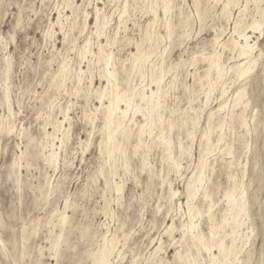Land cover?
<instances>
[{
	"label": "rangeland",
	"instance_id": "obj_1",
	"mask_svg": "<svg viewBox=\"0 0 264 264\" xmlns=\"http://www.w3.org/2000/svg\"><path fill=\"white\" fill-rule=\"evenodd\" d=\"M227 1L0 0V264H94L103 235L119 239L110 264L177 262V250L185 253L188 248L189 241L181 243L182 223L189 222L187 184L197 171L206 132L215 146L192 203L203 211L208 208L209 200L202 198L206 187L212 194L213 223L219 224L224 215L230 216L225 194L238 181L246 192L248 215L236 233H231L230 220L217 236L224 235L226 245L238 252L235 264H264V26L262 32L249 31L257 41L256 55L262 53L252 72L244 78L227 72L209 86L207 57L219 52L227 67L238 62L223 43L230 39L239 10L245 8L243 26L260 18L255 0H238L230 16L223 14ZM96 16L105 19L99 32ZM103 52L113 54L121 91L146 89L151 94L156 89L152 72L166 71L162 105L153 116L156 125L150 126V106L136 97L140 111L131 107L114 149L108 144L112 153L105 130L111 94L98 97L107 85ZM212 76L216 80L215 72ZM244 86L250 96L246 125L241 123L243 105L233 107ZM222 102L228 106L209 121ZM159 113L162 121L157 120ZM62 120L57 131L56 122ZM46 131L58 137V162L53 165L45 160ZM115 182L123 184L122 192L116 191ZM64 212L68 217L63 225ZM195 219L211 237L207 214ZM172 223L176 228L171 235L166 231ZM191 252L198 250L192 247ZM197 257L200 264L211 262L204 250ZM181 261L177 264H189Z\"/></svg>",
	"mask_w": 264,
	"mask_h": 264
},
{
	"label": "bare ground",
	"instance_id": "obj_2",
	"mask_svg": "<svg viewBox=\"0 0 264 264\" xmlns=\"http://www.w3.org/2000/svg\"><path fill=\"white\" fill-rule=\"evenodd\" d=\"M68 1V0H67ZM75 1V0H74ZM111 1V0H110ZM186 1V0H184ZM237 1L238 0H228L226 2V4L224 5L223 8V14H226L230 16L231 14V6L237 5ZM247 1V0H246ZM261 0H255L256 4H257V9H259V13H260V18H256L254 17L253 21L250 24H247L245 26L242 25V21H241V17L243 15L244 9H240L239 10V18L236 20L235 25H234V29L231 32V36L230 39L227 40L226 43H223L224 48H228L234 55L235 58H237L238 62L236 64H232L231 66L227 67L226 63L222 60V55L219 52H214L213 54H211L209 57H207V59L209 60V68H207V75H206V80H208V85L209 86H215L218 81H220V79L227 73V72H232L235 73L237 75L238 78H244L246 76H248V74L250 72H252V70L255 68V66L257 65V62L259 60V58L261 57L262 53L259 51V54L256 55L255 49L257 47V41H252V34L249 33L250 29L255 31H259L262 32L263 31V26H264V6L261 7L259 4L262 2H260ZM157 2V1H156ZM163 2V0H162ZM173 2V1H172ZM239 2V1H238ZM241 2V1H240ZM71 3V2H69ZM151 3V2H150ZM73 4V2H72ZM105 4V3H104ZM107 4V3H106ZM179 4V3H178ZM247 4V3H246ZM66 5V3H65ZM70 5V4H69ZM165 5V4H164ZM209 5V4H208ZM78 6V5H77ZM128 6V3H127ZM126 6V7H127ZM158 6V5H157ZM238 6V5H237ZM240 6V3H239ZM123 7V6H122ZM172 7V6H171ZM246 7V6H245ZM151 8V7H150ZM182 8V7H181ZM196 8V7H195ZM66 9V8H65ZM71 9V8H70ZM127 9V8H126ZM125 9V11H126ZM164 9V8H163ZM175 9V8H174ZM178 9V8H177ZM109 10V9H108ZM170 10V4L166 3L165 6V13H168ZM179 10V9H178ZM200 10V9H199ZM249 10V9H248ZM124 11V12H125ZM155 11V10H153ZM207 11V10H206ZM157 12V11H156ZM200 12V11H199ZM198 12V15H199ZM205 12V10H204ZM126 13V12H125ZM144 13V12H143ZM171 13V12H170ZM188 13V12H187ZM88 14V13H87ZM98 14V13H97ZM112 14V13H111ZM205 14V13H204ZM222 14V15H223ZM155 15V14H154ZM158 15V13H157ZM203 15V14H202ZM86 16V15H85ZM99 16V15H98ZM96 16V27H97V31H100V26H101V21L104 19L102 18V20L100 21V17ZM102 16V15H101ZM104 16V15H103ZM120 16V15H119ZM156 16V15H155ZM90 17V16H89ZM88 17V18H89ZM109 18V16H106ZM200 17V15H199ZM232 17V16H231ZM166 18V17H165ZM202 18V16H201ZM207 18V17H206ZM222 18V17H221ZM74 19V18H73ZM129 19V18H128ZM224 19V18H223ZM229 19V18H228ZM88 20V19H87ZM105 20V19H104ZM103 20V21H104ZM190 20V19H189ZM218 20V19H217ZM222 20V19H221ZM102 21V22H103ZM186 21V20H185ZM106 22V21H105ZM202 22V21H201ZM208 22V21H207ZM104 23V22H103ZM109 23V22H108ZM107 23V24H108ZM124 23V22H123ZM62 24V23H61ZM125 24V23H124ZM50 25V24H49ZM86 25V24H85ZM105 25V24H104ZM104 25H102L104 27ZM187 25V24H186ZM61 26V25H60ZM171 26L169 23V30H170V35L172 34V32L174 31L173 27V31L171 32ZM155 27V25H154ZM68 28V27H67ZM105 28V27H104ZM224 28V27H223ZM87 29V28H86ZM102 29V28H101ZM193 29V28H192ZM61 30H63L61 28ZM60 30V31H61ZM102 31V30H101ZM168 31V30H167ZM85 33V32H84ZM103 33V32H102ZM179 33V32H178ZM264 33V32H262ZM154 34V33H153ZM190 34V33H189ZM188 34V35H189ZM83 35V34H82ZM146 35L148 36L147 32ZM176 35V34H175ZM187 35V34H186ZM104 35H101V37ZM107 36V35H106ZM168 36V33H167ZM172 36V35H171ZM125 37V36H124ZM170 37V36H169ZM188 37V36H187ZM68 38V37H67ZM108 38V37H107ZM220 37H218L219 39ZM64 39V38H63ZM91 39V38H90ZM172 39V38H171ZM217 40V39H216ZM93 41V40H92ZM110 41V40H109ZM174 41V40H173ZM215 42V41H214ZM65 43V42H64ZM76 43V42H75ZM91 43V40L90 42ZM109 43V42H108ZM157 43V42H156ZM66 44V43H65ZM92 44V43H91ZM101 44V43H100ZM117 44V43H116ZM85 45V43H84ZM90 45V44H89ZM105 45V44H104ZM104 45H102L104 47ZM108 45V44H106ZM155 45V44H154ZM172 45V44H171ZM91 46V45H90ZM101 46V45H100ZM99 46V47H100ZM141 46V45H140ZM139 46V48H141ZM9 47V46H8ZM220 47V46H219ZM84 48V47H83ZM102 48V47H101ZM143 48V47H142ZM214 48V47H213ZM56 49V48H55ZM86 49V47H85ZM100 49V48H99ZM103 49V48H102ZM105 49V48H104ZM138 49V48H137ZM87 50V49H86ZM89 50V49H88ZM106 50V49H105ZM85 51V50H84ZM102 51V50H101ZM104 51V50H103ZM139 51V50H138ZM149 51V50H148ZM229 51V52H230ZM88 52V51H87ZM91 53H93L90 50ZM137 52V51H136ZM141 52V51H140ZM144 52V51H143ZM142 52V53H143ZM84 53V52H83ZM102 53V52H101ZM105 54V52H103ZM149 53V52H148ZM167 53V52H166ZM70 54V53H69ZM135 54V53H134ZM140 54V53H139ZM144 54V53H143ZM142 54V55H143ZM154 54V53H152ZM81 55V54H79ZM141 55V54H140ZM104 56V55H103ZM112 55L110 54H105V61H106V70L102 73H100V75L102 74V76H104V78H106L107 80V85L100 91L101 96H98L99 98H107L108 95L111 94L110 96V103L106 106V123H105V130L108 131L107 133V142H106V147L109 148V143H111L112 148L114 149L115 147V143H116V133L117 131H119V129H121L123 127V125L125 124L124 121H126L125 119L128 117V114L130 113L129 110L131 109V107L133 108V106H135L134 111H140V108L138 106V104H134V99L136 97H139V99L141 101H144L147 103L148 106H150V110H149V116L150 118V126H152L153 124H155V119H153L154 114L157 113L160 110L159 108L162 105V94L165 93L164 92V87L162 86V81L163 78L165 76V69H161L158 72L153 71L152 72V76H151V84H155V88L156 89H152L149 90L151 91V94H147L145 92V90L136 92L135 89H126L124 91L119 90V86L116 83L117 82V77H116V72L115 69L116 67H114L116 64L114 63L112 65ZM137 55H135L136 57ZM144 56V55H143ZM148 56V54H147ZM146 56V58H147ZM196 56V55H195ZM81 57V56H80ZM79 57V58H80ZM85 57V55H83L81 58ZM95 57V56H94ZM134 57V59H135ZM138 57V56H137ZM150 57V56H149ZM141 58V56L139 57ZM138 58V59H139ZM144 58V57H142ZM164 58V57H163ZM148 60V58H147ZM202 60V59H201ZM204 60V59H203ZM7 61L8 64H10V59L9 57H7ZM80 61V60H79ZM114 61V60H113ZM140 61V60H139ZM205 61V60H204ZM233 61V60H232ZM160 62V61H159ZM196 62V61H195ZM143 63V62H142ZM136 65V62L134 63ZM133 64V65H134ZM134 65V67H135ZM194 65V64H193ZM66 66V65H65ZM64 66V67H65ZM68 66V65H67ZM79 66V65H78ZM137 66V65H136ZM173 66V65H172ZM188 68V67H187ZM62 69V67H61ZM60 69V70H61ZM143 69V68H142ZM151 70V69H150ZM168 71V70H167ZM99 72H101L99 70ZM206 72V71H205ZM216 73V80H214L212 74ZM62 73V70H61ZM63 74V73H62ZM197 74V73H196ZM61 75V74H60ZM64 75V74H63ZM99 75V76H100ZM144 75V74H143ZM169 75V74H168ZM193 75V74H192ZM62 76V75H61ZM102 76L100 77L102 79ZM168 77V76H167ZM194 77V76H193ZM144 78V77H143ZM197 80V79H196ZM131 82V81H130ZM207 82V81H206ZM205 82V83H206ZM230 82V81H229ZM150 84V85H151ZM111 86V89H110ZM226 86V85H224ZM187 87V86H186ZM195 87V86H194ZM91 88V87H90ZM93 88V87H92ZM134 88V87H133ZM145 88V87H144ZM150 88V87H149ZM101 89V88H100ZM138 89V87H137ZM195 90V89H194ZM216 90V89H215ZM213 91V90H212ZM222 91V95H225V93L227 92L226 89L221 90ZM187 92V91H186ZM198 92V91H197ZM99 93V91H98ZM198 95V94H197ZM196 95V96H197ZM164 96V95H163ZM235 97V96H234ZM168 98V97H167ZM211 99V98H210ZM100 100V99H99ZM193 100V99H192ZM211 101V100H210ZM230 103V102H229ZM122 104L125 105V108L122 107ZM134 104V105H133ZM146 105V107H147ZM200 105V104H199ZM243 105L244 109L241 113V123L243 125H246V119L244 116V112L247 110L248 106L250 105V96L248 95V87L244 86L241 87L237 92H236V97L233 103V107H237ZM50 106V105H49ZM103 106V105H102ZM105 106V105H104ZM103 106V107H104ZM226 106H228V104L226 102H222L218 109L216 111H211L209 114V121H211L215 114L221 110H223L224 108H226ZM144 107V109L146 108ZM201 109V108H200ZM147 111V110H145ZM224 111V110H223ZM182 112V111H181ZM161 113H159L158 119L159 121H162V116H160ZM227 114V113H226ZM235 116V112L231 111L230 113V119L234 120ZM67 117V116H66ZM66 117L64 118V120L66 119ZM155 118V117H154ZM164 118V117H163ZM26 120V119H25ZM9 121V120H8ZM67 121V120H66ZM132 122V121H129ZM56 130L58 131L59 128L62 126L63 124V120L62 121H58L56 122ZM55 124V123H54ZM131 124V123H130ZM143 124V123H142ZM160 124V123H159ZM232 124V123H231ZM241 124V125H242ZM146 125V123L143 124V126ZM156 125V124H155ZM158 125V123H157ZM113 126L116 127V129L113 128ZM149 126V127H150ZM142 127V126H141ZM196 127V126H195ZM219 127L221 128V125L219 124ZM230 127V126H229ZM54 128V129H55ZM63 128V127H62ZM143 128V127H142ZM141 128V130H142ZM146 128V127H145ZM150 129V128H148ZM153 129V128H151ZM246 129V128H245ZM55 130V131H56ZM20 131V130H19ZM54 131V132H55ZM61 131V130H60ZM101 131V130H100ZM131 131V130H130ZM143 131V130H142ZM146 131V130H145ZM149 131V130H148ZM152 131V130H151ZM222 131V130H221ZM246 131V130H245ZM210 132V131H209ZM122 133V131H121ZM143 133V132H142ZM235 133V132H234ZM247 133V131H246ZM63 135V134H62ZM57 136V135H56ZM53 133L46 131V137L47 139H50L47 143V152L45 153V160H47L50 164H56L58 162V151L56 150V144H55V139L58 138L56 137ZM64 136V135H63ZM167 137V136H166ZM203 137L206 139V143L205 146L202 149L201 152V156L199 158V162H198V166H197V171L195 172V174L191 177L190 181L187 184V205L189 208V222L186 223H182L181 226V231H182V238H181V243L184 242H188V248L185 251V253H182V250L179 249L177 250L176 254V259L179 261L183 260L184 258L187 260V262L189 264H200L198 262L199 258L197 257L202 250H204L205 252L208 253L209 259L211 262H209L208 264H235V260L238 259L237 255L238 252H235L231 246H227L225 243V236L221 235V236H217L218 232L220 230H223L224 228H226V226L228 224H230V222L232 223L231 226V233L234 234L237 232V229L242 225L243 223V217L245 215H248V206L247 203L245 201V189L243 188V186L241 188L238 187L237 182H233L234 185L232 186V188L229 189V191L226 192L225 194V198L228 202V213L230 216H225L222 218L221 222L219 224H214L213 220H214V215L212 213L213 210V202L211 200V196L212 194L210 192H208L206 190V187L204 189V191L202 192V198L206 201L209 200V205L208 208L203 211L201 209H199L197 206H194L192 201L193 199L196 197L200 187H202V184L205 179V170L207 168V166H209L208 164V155L213 151L215 144L210 142V138H209V133L206 132L204 133ZM165 138V137H164ZM64 139V138H63ZM62 139V140H63ZM66 139V138H65ZM104 139V138H103ZM102 139V140H103ZM163 139V137H162ZM61 140V139H60ZM220 140V138H218V141ZM104 141V140H103ZM165 141V140H164ZM31 142V140H30ZM62 142V141H61ZM167 142L168 145L170 146L171 142L170 140H168L167 138ZM221 140L218 142L220 143ZM103 143V142H102ZM105 143V142H104ZM120 144V143H119ZM203 144V143H202ZM201 144V147H202ZM218 145V144H216ZM104 146V147H105ZM183 146V145H182ZM62 147V146H61ZM168 147V146H167ZM249 147V146H248ZM59 148V146H58ZM243 148V147H242ZM61 149V148H60ZM167 149V148H166ZM241 149V148H240ZM104 150V149H103ZM109 153H112L111 149L109 148ZM118 151V150H117ZM172 151V149H171ZM227 154H232V150L231 148H226ZM138 155V154H137ZM23 156V154H22ZM233 157V156H232ZM235 157V156H234ZM235 161V160H234ZM238 161V160H236ZM239 162V161H238ZM237 163V162H236ZM208 164V165H207ZM235 164V163H234ZM92 165V164H91ZM237 165V164H235ZM55 166V165H54ZM99 167V166H98ZM175 167L177 169H179L180 164L175 161ZM243 171V170H242ZM156 172V171H155ZM65 173V172H64ZM116 173L113 174V176ZM232 176V175H231ZM108 177V176H107ZM207 178V177H206ZM233 179H235L233 177ZM110 181V179H106L107 184H109L108 182ZM118 182V181H117ZM115 182V186H116V191L118 193L122 192L123 190V184L117 183ZM109 186V185H107ZM208 186V185H207ZM171 187V186H170ZM231 187V186H230ZM239 190V196L236 195V191ZM175 194V193H174ZM173 194V195H174ZM172 195V196H173ZM94 197V196H93ZM117 198V197H116ZM119 199V198H118ZM221 200V199H220ZM117 203V202H116ZM220 204V203H219ZM64 205V204H63ZM117 205V204H116ZM119 205V204H118ZM219 206V205H218ZM219 209V207H218ZM215 211V210H214ZM220 211V210H219ZM207 214L208 219L211 221L212 225L210 227V233H211V237H206L204 235V231L202 232L200 230L199 227V223H196L194 220H196L195 218L198 216H203V214ZM225 214V213H224ZM188 216V214H187ZM67 217L68 215L65 214V212L61 215V223L64 225L66 224L67 221ZM205 218V217H203ZM247 218V217H246ZM203 220V219H202ZM216 220V219H215ZM231 220V221H230ZM201 223V222H200ZM112 225V224H109ZM201 225V224H200ZM207 225V224H206ZM202 227V226H201ZM176 226L174 223H172L166 232L170 233L172 235V233L174 232ZM119 229V228H118ZM123 229V228H122ZM109 230V229H108ZM135 230V229H134ZM240 230V229H238ZM225 231V230H224ZM138 232V231H137ZM206 234V233H205ZM224 234V233H223ZM247 234V233H246ZM109 235V234H108ZM170 235V236H171ZM220 235V234H219ZM227 235V234H226ZM63 236V232H61L59 234V238L56 241V243L54 244L55 249H58V247L60 246V240L61 237ZM103 243H101L99 249L95 252L94 257V264H110V258L111 255L113 254V252L116 249V246L118 247L117 244V236L113 235L112 237H108L106 235H103ZM123 237V236H122ZM233 237V236H232ZM237 237V236H235ZM248 237V235H247ZM170 239V237H169ZM243 239L245 240V237H243ZM250 239V238H249ZM247 239V240H249ZM119 240V239H118ZM243 240V241H244ZM163 242V241H162ZM0 243L2 245H4V241L1 239L0 236ZM119 243V242H118ZM160 245L157 247L156 251L161 249L162 244L161 242L159 243ZM173 244V243H172ZM244 246V245H243ZM192 247H196L198 250V253H192L191 252V248ZM237 247V245H236ZM214 249H217V253L214 252ZM237 250V249H236ZM164 251V250H162ZM58 252V251H57ZM119 254V253H118ZM234 255V257L231 256ZM166 255V254H165ZM202 256V255H201ZM231 256V257H230ZM203 257V256H202ZM223 257L222 260H220ZM198 258V259H197ZM173 261V260H172ZM177 261V262H178ZM151 262V261H150ZM182 262V261H181ZM237 262V261H236ZM162 263V262H161ZM240 263V262H239ZM55 264V263H54ZM241 264V263H240Z\"/></svg>",
	"mask_w": 264,
	"mask_h": 264
},
{
	"label": "snow or ice",
	"instance_id": "obj_3",
	"mask_svg": "<svg viewBox=\"0 0 264 264\" xmlns=\"http://www.w3.org/2000/svg\"><path fill=\"white\" fill-rule=\"evenodd\" d=\"M173 264H177V262H173Z\"/></svg>",
	"mask_w": 264,
	"mask_h": 264
}]
</instances>
